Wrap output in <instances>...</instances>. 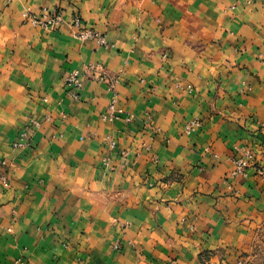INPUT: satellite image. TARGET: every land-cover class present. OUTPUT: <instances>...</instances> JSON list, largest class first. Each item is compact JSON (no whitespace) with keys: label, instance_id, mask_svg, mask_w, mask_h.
I'll list each match as a JSON object with an SVG mask.
<instances>
[{"label":"crops","instance_id":"crops-1","mask_svg":"<svg viewBox=\"0 0 264 264\" xmlns=\"http://www.w3.org/2000/svg\"><path fill=\"white\" fill-rule=\"evenodd\" d=\"M263 240L264 0H0V264H257Z\"/></svg>","mask_w":264,"mask_h":264},{"label":"built area","instance_id":"built-area-1","mask_svg":"<svg viewBox=\"0 0 264 264\" xmlns=\"http://www.w3.org/2000/svg\"><path fill=\"white\" fill-rule=\"evenodd\" d=\"M25 21L27 23H30L33 26L36 27H41V28H46V29H53L59 25L64 24V17H63V12L60 9H47L44 8L41 10L40 13H34V12H27L25 14ZM73 26L77 28V36L82 39H87V40H96L97 43L100 46H105L106 45V39L104 36L101 34L97 33L93 29L89 28L81 19L80 16H76L73 19ZM65 85L66 88L70 94V96L74 100H79L80 99V89L82 88L83 82L82 78L79 74V72L74 71L70 72L65 79ZM110 90L113 91V86H110ZM109 110L112 112H115V110H118V114L122 113V110H119L116 108V99H112ZM113 114V113H112ZM114 114L115 118H118L119 115ZM109 119L113 118V115L108 116ZM132 120L131 117H127L126 121L130 122ZM33 125L38 128L40 127V122L39 121H34ZM199 126V122H192L189 127L187 128V131L190 133L195 130V127ZM106 144L109 147V149L114 150L116 148V141L113 139H106ZM31 146V131L30 128H24L23 131L20 134V137L16 142H14L13 147L15 149H21L25 147ZM253 159V154L251 153H246L245 157H241L239 159L235 160V170L232 172V175L238 176L241 174H244L250 166V162ZM106 163H109V159L105 160ZM5 164H7L5 162ZM3 184L5 187H9L10 183L9 180L6 177L2 178ZM116 248H118V244L116 245Z\"/></svg>","mask_w":264,"mask_h":264},{"label":"rangeland","instance_id":"rangeland-1","mask_svg":"<svg viewBox=\"0 0 264 264\" xmlns=\"http://www.w3.org/2000/svg\"><path fill=\"white\" fill-rule=\"evenodd\" d=\"M257 264H264V240L262 241V257H256L255 262Z\"/></svg>","mask_w":264,"mask_h":264}]
</instances>
